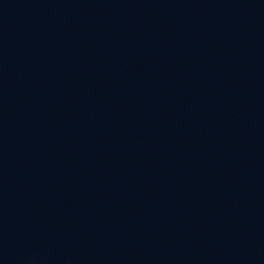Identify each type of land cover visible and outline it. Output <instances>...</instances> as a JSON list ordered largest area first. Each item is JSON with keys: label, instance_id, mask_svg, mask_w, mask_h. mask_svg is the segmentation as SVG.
I'll use <instances>...</instances> for the list:
<instances>
[{"label": "water", "instance_id": "obj_1", "mask_svg": "<svg viewBox=\"0 0 264 264\" xmlns=\"http://www.w3.org/2000/svg\"><path fill=\"white\" fill-rule=\"evenodd\" d=\"M0 264H264V0H0Z\"/></svg>", "mask_w": 264, "mask_h": 264}]
</instances>
